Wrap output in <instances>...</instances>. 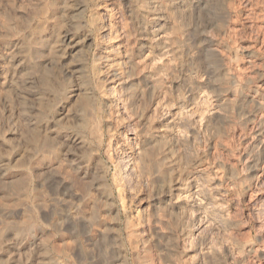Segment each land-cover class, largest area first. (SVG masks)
Wrapping results in <instances>:
<instances>
[{"label": "clouds", "instance_id": "1", "mask_svg": "<svg viewBox=\"0 0 264 264\" xmlns=\"http://www.w3.org/2000/svg\"><path fill=\"white\" fill-rule=\"evenodd\" d=\"M264 0H0V264H264Z\"/></svg>", "mask_w": 264, "mask_h": 264}, {"label": "rangeland", "instance_id": "2", "mask_svg": "<svg viewBox=\"0 0 264 264\" xmlns=\"http://www.w3.org/2000/svg\"><path fill=\"white\" fill-rule=\"evenodd\" d=\"M260 195L264 196V193H261Z\"/></svg>", "mask_w": 264, "mask_h": 264}]
</instances>
